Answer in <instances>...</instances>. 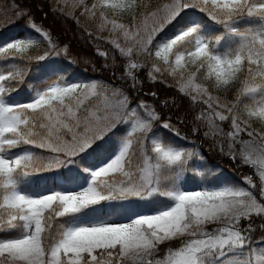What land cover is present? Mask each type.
Masks as SVG:
<instances>
[{"label":"snow or ice","instance_id":"6c2138e0","mask_svg":"<svg viewBox=\"0 0 264 264\" xmlns=\"http://www.w3.org/2000/svg\"><path fill=\"white\" fill-rule=\"evenodd\" d=\"M140 7L147 8L143 0H98L91 7L84 4L82 15L94 17L98 8L131 15L130 29L101 10L98 28L110 31L109 43L128 58L125 75L132 86L139 83L135 72L145 65L131 57L151 58L154 49L166 67L154 64L149 79L155 82L153 73L168 71L178 78L181 93L208 105L210 113L195 117L206 123L205 136L224 135L216 121L231 118L225 154L254 168L264 199V132L249 130L251 124L240 119L236 105L220 104L196 82L204 69L205 79L214 80L217 89L226 88L246 62L247 77L237 102L248 97L253 102L244 105L248 117L264 122V0H169L146 14L136 12ZM187 9L206 13L220 28L210 34L199 19L182 23ZM138 15L142 19L137 23ZM246 19L253 22L241 28ZM168 25L175 28L174 35L153 44ZM30 26L50 43L39 60L60 54L47 32ZM32 44L21 38L0 52H24ZM98 54L108 57L103 51ZM20 75L0 73V264H264V239L253 238L257 227L251 222L254 215L264 217V202L252 191L257 187L252 176L244 177L248 188L201 181L188 189L181 181L195 153L168 146L153 132V124L160 121V127L179 136L170 117L162 120L144 101L133 106L123 90L109 93L96 81L55 80L32 91L27 102H6L3 82ZM244 132L249 140L240 139ZM104 145L111 149L106 157L89 163ZM38 173H53L55 186L29 191L31 177ZM114 202L127 207L124 219L114 221L99 213L98 206ZM141 207L147 210H136ZM242 220L249 223L242 225ZM259 229L264 231V223ZM173 241L179 247H168L161 258V246Z\"/></svg>","mask_w":264,"mask_h":264},{"label":"trees","instance_id":"16d2710c","mask_svg":"<svg viewBox=\"0 0 264 264\" xmlns=\"http://www.w3.org/2000/svg\"><path fill=\"white\" fill-rule=\"evenodd\" d=\"M8 2L14 3L20 9H22L28 17H30L34 22L39 23L42 28L47 30L49 34L56 39L57 43L64 45L66 47L65 54L63 55L62 61L58 66H48L41 73L31 75L24 70L23 67H16L15 69H8V72H20L19 77H15L9 80H6L5 92L7 95H12L13 97L17 95H24L23 93H30L33 85L38 81L41 84V81L46 76H52L50 73L57 72L59 77L64 80H70L71 78H77L84 81H89L91 79H102L111 83H121L124 87L128 80L125 79L122 67L119 64L120 55L115 49L108 46L110 51L107 59L98 54L99 48L96 44H93L90 41L89 34L83 30V25L75 17L63 16L61 13L54 10L51 6L50 0H7ZM94 0H86V3H90ZM98 2V0H96ZM165 0H143L144 4L147 5V8L140 7L136 9V12L139 13L143 10H148L154 7L155 5L163 2ZM103 10L107 16L114 15L111 9H100ZM187 13H182L183 17L182 23H186L191 20H201L204 25L210 29V34H215L216 30L220 28L219 25H216L206 13L199 12L197 9H187ZM120 18H123L126 21H132L131 15L127 12L115 14ZM180 19V18H178ZM213 22V23H212ZM253 21H251L252 23ZM247 23V19L243 21L240 25L243 28ZM1 35H5L11 42H14L24 33L21 30H13V27H6L1 29ZM175 28L173 25H168L162 32H160L155 38L153 44L157 41H161L166 37L174 35ZM92 37V36H91ZM2 40V39H0ZM151 47V46H150ZM11 53L17 52L13 49H10ZM153 63L163 65V62L158 60L154 55L150 58ZM165 66V65H163ZM255 67V66H253ZM189 70L192 69V65H188ZM29 71V70H28ZM205 71L201 69L197 73L196 82L203 84L208 88L209 93L213 96L223 98L225 100L233 101L234 96L240 92V89L243 86V81L247 77V64L242 67L241 71L237 73V78L230 83L226 88L217 89L214 85V80L205 79ZM187 75V73H185ZM139 83L136 84L134 88H128L130 93L134 92L136 95H133L134 100L147 102L150 106L154 107L155 111L159 113L162 120H168L171 118V122L177 125L180 135L175 136L176 139L181 137L193 138L202 149L203 160H200V164L204 165L205 168L201 179L208 185H215L220 182L226 184L238 185L246 184L245 181H242L243 176H252L251 173L254 170L250 166L242 165L239 158L235 161L229 158L226 154H221L217 152L209 136H205V132L202 122L197 121L195 117L198 115L196 112L197 104L192 102L189 96L181 93L178 88L166 84L163 81L156 80L155 82L145 78L143 74L137 75ZM31 86V87H30ZM137 86H139L137 88ZM139 89V90H137ZM133 90V92H131ZM136 90V91H135ZM155 93V96L152 95ZM259 96V94H257ZM253 106V102L248 97H241L239 102L236 101L235 111L238 112L239 117L243 121H248L251 124V128L258 132H264V122L259 121L255 117H248L247 111L244 105ZM183 119V123L179 121ZM197 127L198 131H193V128ZM26 147V146H24ZM110 150L109 145H104L103 147L97 149L96 153L89 158V163H96L101 160L106 151ZM59 171H64L63 169ZM246 171V175H245ZM84 175V174H81ZM53 173H38L35 176L31 177V185L39 186L41 188L48 186H55V181L53 179ZM257 187H259L260 181L257 177H253ZM187 183L185 187H193L195 182H198L196 175L189 174L186 178ZM81 181L77 180L76 183ZM63 183V181H61ZM260 195V192L258 191ZM158 199V198H156ZM166 198L161 197L159 200H165ZM264 201V199H263ZM120 206V205H119ZM116 206V210L113 214H116L117 217H123L127 215V207ZM100 206H98L99 208ZM104 206L100 208V212H106ZM110 211L104 213L107 214ZM251 217V222L256 225L257 230L252 233V236L256 240L264 239V231L259 229V225L264 223V217ZM61 221L66 218H59ZM247 222L243 223L245 225ZM4 235V233H0Z\"/></svg>","mask_w":264,"mask_h":264},{"label":"rangeland","instance_id":"374dc122","mask_svg":"<svg viewBox=\"0 0 264 264\" xmlns=\"http://www.w3.org/2000/svg\"><path fill=\"white\" fill-rule=\"evenodd\" d=\"M168 2H169V0H165V1L155 5L151 9H148L147 11L143 10L142 12L140 11L139 13L140 14H146L148 11H157L159 9H162L163 5L168 3ZM50 3H51L52 8L54 10H56L57 12L61 13V15L77 18L78 21L82 23L83 30L86 32V34H89L90 41H92L93 44H96V46H98L99 51H103V52H106L109 54L110 51L108 50V46H110V47H112V49H115L118 52V54L120 55L119 50L116 49L111 43H109V40L111 38H113V34L108 30L100 31L98 28V25L102 22L100 19V15H99L101 10L98 8L96 10V15L94 17H91L87 14L82 15L84 4H87L89 7H91V5L93 3H97L96 0H94L90 3H86V0H50ZM20 13H22L23 15H21ZM159 14L163 15V12H160ZM108 18L109 19H116L119 23H123L125 25H128L130 27V29H131V26L133 25V20L132 21H126L123 18L118 17L117 15H110V16H108ZM141 19H142V15H138L136 22L138 23ZM30 23H34L36 26L40 27L44 32H47L49 34V32L47 30L42 28V26L39 23L34 22L30 17H28L26 12H24L22 9H20L17 5H15L14 3L8 2L7 0H0V39H2V40H0V47L5 46L7 43L12 41L11 39L6 37L5 35H1V32H2L1 29L6 28V27H13L14 31H16V29L21 30V32L24 34L22 37H20V39L24 38L26 40H32L33 41V44L31 45V47L28 48L24 52H16V53L13 52V53H11L10 49L6 52H0V73L7 75L8 69H15L16 67H23L24 70L27 71L29 74L34 75V74L41 73L48 66H56L57 67L58 64L62 61L63 55L65 54V51H66V47L64 45L57 43L56 39L53 38L50 34H49V36L51 38V42L57 46L56 50L59 51L60 54L56 55L55 53H53L52 55H49L47 59L42 60V61L38 59V57L44 56L46 53L49 52L50 43L41 34L37 33L35 31V29L30 26ZM247 23H251V21L247 20ZM108 27L110 28L111 26L109 25ZM115 35L117 38H119V42L122 45L125 44L124 37L122 35H120L119 31ZM131 59L136 60L138 62H141L145 65V67H143L141 70L136 71L135 75L137 76L140 73V74H143L145 76V78L150 80L148 73L155 63H153L150 58H146L143 55L138 57L134 54L131 57ZM118 61L122 67V71L124 73L125 79L128 80L126 82L125 87L121 83H111V82H108V81L102 80V79H91L89 81L98 82L102 88H107L109 93L111 92L112 89H115V88L123 90V92L126 93L130 97L131 104L133 106H135L140 101L134 100L133 95H136V93L134 92L133 94H131L129 89H128V88H134L135 89V87L132 86V81L125 75V66H126V63L128 61V58L120 55V58ZM155 65H159L162 69L166 67V66H163L161 64H155ZM153 74L156 76V80L163 81L166 84H169V86L172 85V86L178 88V85H177V79L178 78L170 75L168 71H163L162 73H153ZM50 75H52V76H46L41 81V84L37 81L33 85V88H32L30 93L27 92V93H23L24 95L19 94V95L13 97L12 95H9V94L7 95V93L5 92L4 97H5L6 102H10L12 104L27 102L30 100L32 91H34L35 89L44 88L49 83H51L55 80H61V79L64 80L63 78L59 77V73H57V72H52V73H50ZM65 81L78 82V81H82V80L74 77V78H71L70 80H65ZM3 84L5 85V88H6V81H4ZM138 87L139 86H137V88ZM137 90H139V89H137ZM131 92H133V90ZM257 94H259V93H257ZM237 96H238V94L236 95V97L234 96L233 101L225 100L223 98H219L216 96H213V97L217 98L219 100V103L222 105L227 104L229 106H232V105L236 104ZM195 103L197 104V108L195 110H196L198 115L200 113L208 114L211 112V109H209L208 105L205 104L202 100L197 99V101ZM213 107H216V100L215 99L213 101ZM217 110L218 111H224L223 108H217ZM234 111H235V109H234ZM169 122L177 128V125H175L171 121H169ZM200 122H202L203 127H205L204 131H208V127H207L206 123H204L203 121H200ZM160 123H161L160 121H157L153 124V132L157 133V137H156L157 139H163L167 143L168 146L179 147V148L185 150L186 152L190 151V152L195 153V155H193L192 159L188 161V170L184 172L181 182L185 186V184L187 183V181H186L187 175L194 174V175H196L198 182L197 183L195 182V185L193 187L190 186L188 189L197 188L200 185V182L203 181L201 179V177H202V173L205 169V168L200 167V165H201L200 160L204 159V158L201 159V157H203V156H202V149H201L200 145L193 138L189 139V137H181L180 139H176V137H175L176 135H173L172 133L168 132V130L160 127ZM216 123L220 125V127L223 130L224 135H215V136L210 135L209 139L211 140L213 147H215L217 152H220L221 154H225L228 152V144H229V139L227 137V133L229 131H232L231 118H229V120H226L223 122L217 120ZM249 130H254V129L250 128ZM255 132H258V131H255ZM240 139L241 140H249L250 137H248L247 133L244 132V133H241ZM259 142H260L259 137H257V143H259ZM148 147L149 148L151 147L150 142L148 143ZM235 147L238 150L240 148V145L236 144ZM25 148H28L31 151L40 153L42 155H48V153L43 152L40 149L31 148V146H26ZM221 148H223V150H224L223 152L221 151ZM134 149L137 151V157H134V160H138V158H139L138 147L134 146ZM110 150H108L104 153V156L101 158V160H103L106 157L107 153ZM101 160H99V161H101ZM239 160H240V158H239ZM99 161H97V162H99ZM251 168L254 170L253 167H251ZM43 174H45V173H43ZM246 174L247 173L245 171V175ZM251 174H252V177H255V178L257 177V179H258V176L256 175L255 170ZM244 177H246V176L241 177L242 178L241 182L244 181ZM117 178H119V177H117ZM108 179H111V177H108ZM31 184L28 185L29 191L35 192V191H39L40 189H42L39 186H34V184L33 185H31ZM224 184H226V183H224L222 181V182L215 184L213 186H223ZM237 186H241L244 188L249 187V185H247V184H238ZM252 191H253L254 195L257 196L258 200H261V202H264L263 199L258 194L259 187L252 189ZM157 198L160 199L161 197H157ZM119 205L120 204L115 203V202L112 204L105 203V204L101 205L98 208V210H99V213L101 215H103L104 217H106V218L110 217L112 220L118 221V220L124 219L126 217V216H123V217L118 218L116 214H113L114 211L116 210V206H119ZM102 206H104L103 210H105L106 212H108V211H110V212L107 214H104L106 212L101 213L100 208ZM119 207H121V206H119ZM136 210L137 211H145L147 209L141 207V208H138ZM255 217H257V216H255ZM255 217H253V218H255ZM245 222H247V221L242 220L241 224L243 225V223H245ZM0 236H3V235H0ZM263 237H264V235H263ZM168 247H172V248L179 247V242L173 241V242H168L166 245H162L161 246V252H160L161 258L163 257L164 253L167 251Z\"/></svg>","mask_w":264,"mask_h":264}]
</instances>
